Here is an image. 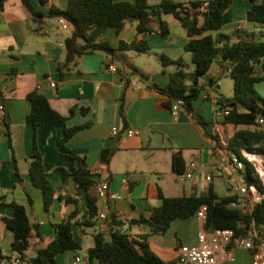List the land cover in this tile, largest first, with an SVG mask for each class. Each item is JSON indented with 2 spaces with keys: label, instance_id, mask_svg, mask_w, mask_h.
I'll return each instance as SVG.
<instances>
[{
  "label": "crops",
  "instance_id": "obj_1",
  "mask_svg": "<svg viewBox=\"0 0 264 264\" xmlns=\"http://www.w3.org/2000/svg\"><path fill=\"white\" fill-rule=\"evenodd\" d=\"M50 1L60 9L68 4V0ZM115 1L133 3L135 0ZM32 2L37 9L47 12L38 0ZM263 2L255 0L256 4ZM251 7L248 0H233L223 17L222 28L212 34L237 32L243 36L247 33L259 39L264 27L246 19ZM161 20L166 25L165 34L160 33L157 21L152 23V33L138 34L137 22L127 21L120 33L110 28L104 34V40L113 49H119L121 41L146 42V51L120 54L149 79L132 74L130 68L122 67L104 52L82 56L72 69L61 75L58 67L65 60L64 44L70 29H63L55 18L45 19L41 25L35 23L22 0H6L0 7V264H5L14 253V235L5 223L13 215L7 206L12 202L25 207L29 217L27 258L36 257L56 238L55 225L77 213L72 221V235L82 249L78 253L66 251L58 255L55 264H73L76 256L81 258L80 264H88L86 252L94 246V234L102 232L109 238L113 219L121 222L120 230L135 240L146 234V226L130 222L148 219L153 208L160 205V192L165 197L199 196L213 188L219 197L238 195L232 185L242 175L222 162L223 156L229 158L231 152L216 146L184 109L174 113L165 107L167 98L151 87L152 83L166 87L169 74L174 71L173 67L163 69L162 54L172 60L182 58L189 70L194 69L192 54L185 50L190 40L186 29L172 15L163 14ZM143 56L155 57L158 66L154 73L136 65L135 59ZM112 64L115 72L109 69ZM229 64L220 58L213 62L199 82L203 91L193 103L196 113L208 123L206 130L217 133L221 142H227L236 130L224 123L221 115L231 109L224 106L230 105L233 98V94L222 89L224 81L231 79ZM36 90L47 97L55 111L68 118L65 128L85 126L68 141L67 147L84 159L94 183L108 181L109 197L98 200V216L92 227L78 225L87 207L86 192L72 175L75 161L60 153L58 141L63 137L64 127L33 130L26 123L30 112L26 97ZM127 129H137L140 133L128 137ZM114 130L117 136H113ZM34 136L45 172L56 191L48 209L42 190L33 185L29 174ZM104 150H113L108 163L102 161ZM176 152H181L185 168L191 158L197 161L199 167L192 180L175 173L173 155ZM219 167V171H213ZM99 168L101 173L93 175ZM207 176L211 177L210 181ZM222 184H226L229 193H220ZM60 196L76 202H66ZM101 213H106L107 219L100 220ZM202 230L203 221L196 215L176 219L165 233L149 234L147 242L163 261L179 264V247L195 245ZM226 264H252L251 252L234 249Z\"/></svg>",
  "mask_w": 264,
  "mask_h": 264
},
{
  "label": "trees",
  "instance_id": "obj_2",
  "mask_svg": "<svg viewBox=\"0 0 264 264\" xmlns=\"http://www.w3.org/2000/svg\"><path fill=\"white\" fill-rule=\"evenodd\" d=\"M6 0H0V7ZM251 9L246 14V19L264 27V2L256 4L255 0H248ZM25 7L32 15L35 23L41 25L45 19H63L70 28V36L65 40V60L59 65L61 75L72 69L79 58L86 54L104 52L114 60L127 66L132 74H138L144 79H149L144 73L135 68L125 57L122 51L143 52L147 50V43L135 40L131 43L121 41L119 49H113L104 40L107 29L113 28L120 33L127 21L137 22L138 34L154 32L152 23L157 21L161 34L167 33L166 25L161 20V15H172L186 29L189 42L185 50L192 54L193 70L182 59L172 60L166 55L160 56L163 69L173 67L169 74V82L161 88L152 83L151 87L164 95L167 100L164 106L171 109L178 100H183V109L191 115L195 122L203 127L205 135L212 138L216 146L225 148L236 154L244 163L239 170L248 186H255L264 192L254 165L243 156V150H259L264 152V126L256 122L259 115L264 116V98L258 96L256 85L264 82V41L254 35L243 36L234 32L231 35L218 33L223 25V17L228 11L233 0H188L187 2H174L161 0L157 5H149L148 0H135L130 2H116L115 0H68L67 7L60 9L50 0H38L41 7L47 12L37 9L32 0H22ZM264 37V34L262 35ZM235 38V41L232 39ZM224 61L242 60L231 68L230 78L233 81V98L229 115L224 116V123L233 125L236 130L227 140L226 147L220 144L217 133L206 130V120L194 110L196 101L203 87L200 85L202 77L210 70L216 59ZM30 112L26 123L36 130L39 127L54 128L64 127L63 137L58 141L60 153L76 163L72 173L77 185L86 192L87 207L78 225L82 228L92 227L98 216V198L92 191L94 181L85 167L84 159L74 154L68 147V141L85 126L65 128L67 117L55 111L46 96L39 91L27 94ZM73 111H71V114ZM8 132V125H6ZM8 137L9 134H8ZM113 150L102 152V161L108 163ZM173 169L182 175L186 168L181 152L173 155ZM29 174L35 187L42 190L44 205L48 209L56 197V191L51 185L45 172L42 155L33 141V152ZM66 202H76L68 196H60ZM160 205L153 208L151 216L132 220L131 225L147 227V233L139 240L131 238L126 232L120 230L122 223L113 219L110 222L111 232L109 238L102 233L94 234V246L87 250L88 264H173L163 261L149 247L147 238L149 234H162L176 219H189L196 215L198 209L206 207V218L203 221V230L231 229L237 237L248 238L251 232L264 238V200L256 204L249 214L230 207V204L239 199V195L219 197L213 188L202 195H189L182 197H165L159 194ZM12 209V217L5 220L7 228L13 233L12 250L26 262V264H55L56 257L66 251L78 253L82 248L72 235V221L77 213L64 222L55 225L57 236L49 245L40 250L38 255L27 258L31 226L25 207L16 204H7ZM115 227V228H114Z\"/></svg>",
  "mask_w": 264,
  "mask_h": 264
},
{
  "label": "built area",
  "instance_id": "obj_3",
  "mask_svg": "<svg viewBox=\"0 0 264 264\" xmlns=\"http://www.w3.org/2000/svg\"><path fill=\"white\" fill-rule=\"evenodd\" d=\"M59 24L63 29H68L69 25L63 20L59 19ZM109 69L113 72L116 71V67L112 64ZM54 86V84H52ZM183 100H178L171 107V111L176 113L180 109H183ZM2 110V106H0ZM223 116L229 115V110L226 109L222 112ZM256 122L264 126V116L259 115L256 118ZM140 133L137 129H127L126 134L128 137L136 136ZM113 136H117V130L112 132ZM223 147H226V142H221ZM250 154L259 155V159L251 157ZM242 156L250 163L254 165L256 173L264 186V152H249L247 150L242 151ZM222 162L230 165L235 170H241L244 167L243 161L236 155L231 153L229 158L223 156ZM199 165L194 158H191L186 165V170L182 174L185 180H192L195 176V172ZM221 168H214L213 171H219ZM101 169H96L93 175H99ZM208 181L211 180L210 176H207ZM235 189L239 195V199L230 204V207L239 209L243 214H249L251 209L264 200V192H261L255 186H248L243 176L235 184ZM93 193L97 196L98 200H107L109 197V184L108 181H100L94 183L92 186ZM110 197L115 198L114 195ZM196 216L204 221L206 218V207L202 206L196 212ZM100 220L107 219L106 213L99 215ZM234 249H245L251 252L252 264H264V238L259 237L255 231L251 232V236L248 238L237 237L231 229H213L210 231L202 230L197 238L195 245H182L178 249L177 262L179 264H226L227 259L232 258V251ZM81 258L76 256L73 264H80ZM5 264H26L17 253L9 258Z\"/></svg>",
  "mask_w": 264,
  "mask_h": 264
},
{
  "label": "rangeland",
  "instance_id": "obj_4",
  "mask_svg": "<svg viewBox=\"0 0 264 264\" xmlns=\"http://www.w3.org/2000/svg\"><path fill=\"white\" fill-rule=\"evenodd\" d=\"M160 1L161 0H148V3L151 5H154V4L157 5ZM173 1L174 2H184L186 0H173ZM67 33L68 32L66 31V34ZM259 39L264 41L263 36H261ZM156 62L157 61H156L155 57L148 59L146 56H143L142 58H136L135 59L136 65H138L142 68H145L147 71H149L151 73H154V71L156 70V68L158 66V64ZM222 89L224 91H226V93H229L230 95H232L233 94V81H232V79H228L227 81H224ZM256 90H257L258 96L264 98V82H261L260 84H258ZM215 97L219 98L218 94H215ZM221 187L222 188L220 189V193H222V194L223 193H225V194L229 193V191L227 190L226 184H222ZM232 189L235 190V185H232ZM232 192H234V191H232Z\"/></svg>",
  "mask_w": 264,
  "mask_h": 264
},
{
  "label": "water",
  "instance_id": "obj_5",
  "mask_svg": "<svg viewBox=\"0 0 264 264\" xmlns=\"http://www.w3.org/2000/svg\"><path fill=\"white\" fill-rule=\"evenodd\" d=\"M242 60V58H237L235 61H232V62H230V64H229V66H228V68H232L234 65H235V63H238V62H240ZM227 103H229V101L227 102ZM249 151V150H248ZM249 152H255V153H259V152H261V151H259V150H250Z\"/></svg>",
  "mask_w": 264,
  "mask_h": 264
},
{
  "label": "bare ground",
  "instance_id": "obj_6",
  "mask_svg": "<svg viewBox=\"0 0 264 264\" xmlns=\"http://www.w3.org/2000/svg\"><path fill=\"white\" fill-rule=\"evenodd\" d=\"M250 156L251 157H255L256 159H259L260 158L259 155H257V154H250Z\"/></svg>",
  "mask_w": 264,
  "mask_h": 264
}]
</instances>
